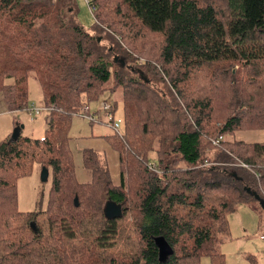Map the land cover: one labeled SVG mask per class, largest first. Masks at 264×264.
I'll use <instances>...</instances> for the list:
<instances>
[{"label": "trees", "instance_id": "16d2710c", "mask_svg": "<svg viewBox=\"0 0 264 264\" xmlns=\"http://www.w3.org/2000/svg\"><path fill=\"white\" fill-rule=\"evenodd\" d=\"M74 1L0 0L2 102L29 109L32 77L49 109L41 138L0 142V264H224L226 216L264 201V142L234 137L264 130V0H86L95 33ZM118 90L121 129L104 138L120 184L90 149L80 184L72 118ZM35 164L51 174L48 206L23 213L16 183ZM154 238L171 250L162 263Z\"/></svg>", "mask_w": 264, "mask_h": 264}, {"label": "rangeland", "instance_id": "374dc122", "mask_svg": "<svg viewBox=\"0 0 264 264\" xmlns=\"http://www.w3.org/2000/svg\"><path fill=\"white\" fill-rule=\"evenodd\" d=\"M74 3L76 5L77 19L82 27L87 31L92 30L95 33V29L93 28L94 18L91 15V12L87 5V1L75 0ZM70 9H72V7H70ZM157 88L161 91L160 86H158ZM28 102L30 109L42 106V95L39 83L32 77L28 79ZM104 102H107L109 104H112V102H116L117 110L113 113V117L114 119H118L121 117L122 95L119 90L115 93H106L104 94V96H101V98L97 102L89 105V111L97 112ZM24 111L25 110H0V142L5 141L6 139L8 140V138L13 133L16 124H19L20 126L23 125V135H27L32 138H41L44 135V115L41 114L30 116V112L27 113ZM97 118L98 122L89 124L88 121L81 119L78 116L73 117L70 134L72 135L73 133H78L79 130H81L79 133H82L88 131V128L94 129L93 133L95 134H112L113 131L107 123L106 116L98 111ZM80 125L82 126V129L77 130ZM234 135L235 139H245L246 141H248V139H264V131H239L238 134L236 132ZM77 137L78 136H76V138L73 137L72 139L75 140L77 139ZM75 146L76 143L74 144V141H71L70 148L73 152L76 172L79 176L84 177L86 175L84 173H80V170H84V168L82 167V155L78 156L76 153H74ZM96 149H99L98 153H104L103 150H100L99 146H97ZM110 150H107L105 152V156L109 164L110 172L112 175L111 178L116 184H118V154L114 151L111 152ZM233 165V163L228 164V166ZM41 168L42 167L39 164H35L29 176L21 177L17 180L16 190L18 211L23 213H33L43 211L47 208L52 178L49 172L48 180L46 182H43L40 178ZM248 203L255 204V202L251 200ZM245 205L248 204H239L238 206H236L233 213L231 212L226 216L228 227L226 235H228L230 240L227 241L225 249L223 247V252H220L224 258V264H264V240H260L258 237L260 233L264 234V229L261 226L257 228L256 225V223L260 222V220L261 222H264V212L261 211L262 209H260L258 206L254 207L255 211L253 212L244 207ZM239 243L245 246L246 249L252 250V252L250 250L244 249L237 250L235 245ZM241 252L244 254H240ZM200 264H209L208 258H202L200 260Z\"/></svg>", "mask_w": 264, "mask_h": 264}, {"label": "crops", "instance_id": "0c3cea01", "mask_svg": "<svg viewBox=\"0 0 264 264\" xmlns=\"http://www.w3.org/2000/svg\"><path fill=\"white\" fill-rule=\"evenodd\" d=\"M0 107H1V109H2V111H4V110H6V108H5V105H4V103L2 102V99L0 98ZM0 109V110H1ZM24 112H27V111H24ZM28 113V112H27ZM43 124H45L44 122H43ZM42 124V125H43ZM17 125H19V124H16V126ZM75 129V128H74ZM79 129H82V126L80 125L78 128H77V130H79ZM44 130H45V127H44ZM71 130V129H70ZM22 131H23V129H22ZM81 130H79L78 131V133H73L72 135L70 134V132H69V136H70V141H69V147H70V143H71V141H74V144L76 143V146H75V148H74V153H76L78 156L80 155H82V152H83V150H85V149H90V150H93V151H95L96 153H98V150L99 149H96L97 148V146H99L100 147V150H103V154H101V153H98V154H100V155H102V156H104L105 157V159H106V162H107V167H108V172H109V176H110V181H111V183L113 184V185H115V186H117V185H119L120 184V175H119V183L118 184H116L114 181H113V179L111 178V172H110V168H109V164H108V161H107V158H106V156H105V152L107 151V150H110L111 148L109 147V145L106 143V141H105V136H107V135H102V134H95V133H93L94 132V129H89L88 128V131H85V132H82V133H79ZM260 131H264V130H260ZM245 132V131H244ZM239 132H237V134H238ZM76 136H78L77 137V139H75V140H73L72 138L74 137V138H76ZM235 136V135H234ZM79 140V141H78ZM238 140H242V141H245V142H250V143H254V142H264V139H248V141H246L245 139H238ZM78 143V144H77ZM70 150H71V148H70ZM111 152H113V150L111 149L110 150ZM71 152H72V150H71ZM115 152V151H114ZM72 154H73V152H72ZM73 158H74V156H73ZM75 164V163H74ZM75 166V165H74ZM82 167L84 168V166H83V163H82ZM118 169H119V158H118ZM80 173H84L86 176H84V177H81V176H79L78 174H77V172H76V168H75V176H76V179H77V181L80 183V184H88V183H90L91 181H92V174H91V172L88 170V169H85L84 168V170H80ZM120 174V173H119ZM246 204H248V205H245L244 207H246V208H248L249 210H251V211H255L254 210V207H256V206H258V204L257 203H246ZM240 206H242V205H240ZM259 207V206H258ZM260 208V207H259ZM261 209V208H260ZM261 211H263L264 212V210H261ZM233 213V212H232ZM260 220V219H259ZM241 224V223H240ZM256 225H257V228L259 227V226H261V227H263V229H264V222H261V220H260V222H258V223H256ZM240 226V225H239ZM227 229H228V227H227ZM261 236H264V234H262V233H260L259 235H258V237H259V239H260V237ZM240 238H242V237H240ZM238 239V238H237ZM228 240H230V238L228 237V235H226L225 236V238H224V240L222 241V243L219 245V248H218V250H219V252H223V247H224V249H225V245H226V243H227V241ZM260 240H264V239H260ZM235 247L237 248V250H250V249H246L245 248V246H243L242 244H236L235 245ZM251 252H252V250H250ZM240 254H244V253H240ZM223 256V255H222ZM224 259V258H223ZM240 264H242V263H240Z\"/></svg>", "mask_w": 264, "mask_h": 264}, {"label": "built area", "instance_id": "2783aa9c", "mask_svg": "<svg viewBox=\"0 0 264 264\" xmlns=\"http://www.w3.org/2000/svg\"><path fill=\"white\" fill-rule=\"evenodd\" d=\"M49 109H47L44 106L38 107V108H31L29 107V109L25 110L29 113L30 116H35V115H41V114H45ZM99 112L103 113L106 116L107 119V123L109 125V127L112 129L113 133L115 134H119L120 129H121V124L122 121L120 118L118 119H114L113 117V113L111 110V104L104 102L103 105L101 106V108L98 110ZM76 116H78L81 119H84L88 122L91 123H96L98 122V118H97V112H90L88 107H84L82 108V110H80ZM221 138H217L211 141V145L215 146L217 145L218 141ZM215 166L217 165L216 163H211V162H203V164L201 165V167H210V166ZM240 166V165H239ZM242 167H245L241 164ZM149 169L154 170V166L150 165ZM260 239H264V236H261Z\"/></svg>", "mask_w": 264, "mask_h": 264}, {"label": "water", "instance_id": "95a60500", "mask_svg": "<svg viewBox=\"0 0 264 264\" xmlns=\"http://www.w3.org/2000/svg\"><path fill=\"white\" fill-rule=\"evenodd\" d=\"M23 129V125H17L10 136V141H15L19 135L20 131ZM48 170L45 167L41 168L40 178L43 182L48 180ZM253 198L258 204V206L264 210V201L260 199L258 196L253 194ZM75 204H77V198H75ZM104 216L109 219L120 218L122 215V209L120 205H116L113 202L107 201L105 203ZM154 244L158 249V260L160 263L165 261V257L171 253L170 248L165 244L162 238H154Z\"/></svg>", "mask_w": 264, "mask_h": 264}]
</instances>
